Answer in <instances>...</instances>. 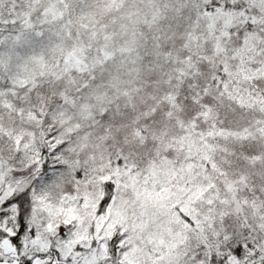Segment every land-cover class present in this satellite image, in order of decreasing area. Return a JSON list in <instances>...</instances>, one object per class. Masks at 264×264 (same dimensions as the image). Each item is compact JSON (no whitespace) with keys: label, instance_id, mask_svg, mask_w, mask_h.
<instances>
[{"label":"snow or ice","instance_id":"1","mask_svg":"<svg viewBox=\"0 0 264 264\" xmlns=\"http://www.w3.org/2000/svg\"><path fill=\"white\" fill-rule=\"evenodd\" d=\"M0 264H264V0H0Z\"/></svg>","mask_w":264,"mask_h":264}]
</instances>
